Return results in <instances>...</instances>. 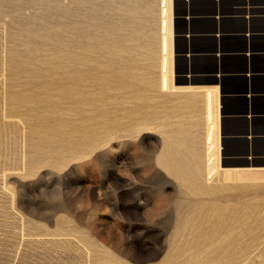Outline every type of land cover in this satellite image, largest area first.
Listing matches in <instances>:
<instances>
[{"label": "rangeland", "instance_id": "rangeland-1", "mask_svg": "<svg viewBox=\"0 0 264 264\" xmlns=\"http://www.w3.org/2000/svg\"><path fill=\"white\" fill-rule=\"evenodd\" d=\"M159 2L0 0V264H230L219 234L264 264L263 170L205 179V108L160 89Z\"/></svg>", "mask_w": 264, "mask_h": 264}, {"label": "crops", "instance_id": "crops-1", "mask_svg": "<svg viewBox=\"0 0 264 264\" xmlns=\"http://www.w3.org/2000/svg\"><path fill=\"white\" fill-rule=\"evenodd\" d=\"M229 1L176 16L173 91L212 102L225 169L264 170V0Z\"/></svg>", "mask_w": 264, "mask_h": 264}, {"label": "bare ground", "instance_id": "bare-ground-1", "mask_svg": "<svg viewBox=\"0 0 264 264\" xmlns=\"http://www.w3.org/2000/svg\"><path fill=\"white\" fill-rule=\"evenodd\" d=\"M159 7H160V23H159V26H160V33H161L160 41H159V54H160V64H159V70H160V82L159 83L160 84L159 85H160V89L163 90V91H167V90H172L173 91V90H176L177 87L175 88L173 86V83H172V65H173V51H172V49H173V39H172V37H173V34H172V30H173L172 0H160ZM74 25L75 26H78V24L76 25V23ZM76 28L77 27H74L73 28L74 31L75 30L76 31L79 30V29H76ZM112 41H113V39H112ZM113 43H115V42H112V44ZM75 46H77V45H73V47H75ZM68 54H69L68 56H70V55L72 56V52H69ZM68 58H69V60H70V58L72 60V58H74V57H68ZM74 63L76 64V66L77 65H79L81 67L84 66L83 65V59L79 58L78 55L76 56V60H75ZM73 66H75V65L73 64L72 67ZM79 66H77V68ZM77 70H74V72H71V74H68V75L69 76H73L74 75V77L80 76V73H79L80 71L78 72ZM204 113H205L204 116H205V123H206L205 124L206 125V132H205V136H204V140H203L204 141V144L203 145H205L204 146L205 147V157H204L205 162H204V172L203 173H205V179L211 180L214 177L215 174H217V173H220L221 174V172H219V170H222L223 175L227 179H231L233 176H236L237 178H241V177L243 178V175H242L243 172L240 171V170H238L239 168H236V169H234L232 171L233 168L232 169H227V168L225 169V168H222L220 166L219 143H218V139H217V135H216V126L217 125L215 123V121H216L215 119L216 118L214 119L213 106H212V102L211 101H208V103H207V105L205 107V112ZM173 140H175V139H173ZM173 146L171 145V146H168L166 148V151H167V153H166L167 157L166 158L169 161L168 163H170L172 165V167L177 171V173H179L180 176H183L184 177V179L186 180V182L188 181V183L190 185H193V183L196 184V181H197L198 178L196 177V173L193 172V169L194 168H192V166L190 167V165H188L187 163H184V161H181V160H183V157H182V159H180V156H179L180 153L178 154V151H176L177 148L176 147H173ZM181 155H182V153H181ZM161 161H160V163H161ZM165 163L167 164V162H165ZM166 164H164V165H166ZM194 165H195V163H194ZM194 165H193V167H194ZM246 176H249L248 179H250L252 181L253 180H256V181L257 180H263L264 181V170L262 172H259V173H256V172L250 173V174H248ZM204 194H205V191H204ZM223 219L226 220L227 218L224 217ZM224 220H223V222H224ZM230 221H234V223H235L237 220H235V219L234 220L229 219L228 222H230ZM224 224H226V221H225ZM235 224L237 225V223H235ZM222 229L224 230V228H222ZM238 229H239L238 226L235 227L234 229H231L230 234L233 233V234H235L234 235L235 237H238L239 236ZM228 231L229 230H227V232H225V234L226 233L228 234ZM216 232L218 233V231H216ZM215 233H214V235L217 234V233L216 234ZM177 235L178 236H181V233L179 231H177ZM189 235H191V234L189 233ZM204 235H206V234H204ZM220 235L221 234H219L218 237H216V241L217 242H214V240H213V242L211 241L212 243L210 245H216L215 247L217 248V244L224 245V243H226V247L223 246L225 249L223 248L224 251L222 253L220 252L221 255H219L218 257L216 256L214 258L212 256V258L209 257V259L210 260L213 259L214 261L220 259L221 261L223 260L224 262H227V263H230L231 262L230 264H232V263L236 264V262L238 264H240L239 263L240 262V259L244 256V254L243 253H241V254L240 253L239 254L237 253L238 255H233L230 250H227V248H231V250H233V251H235L236 249H238L237 248L238 242H231L230 240H228L229 237H227V236H229V235H225L224 236V234H222L223 235V238H221L222 235L221 236ZM209 237H211V236L209 235ZM226 237L228 239L225 240ZM175 238H177V237L175 236ZM217 238H221V239L218 241ZM177 240H178V238H177ZM208 242H210V240H208ZM222 245H220V246H222ZM220 246L218 245V248ZM232 248H234V249H232ZM220 251H222V248H221ZM193 253H194V251H193ZM234 253L236 254V252H234ZM217 254H219V253H217ZM214 261H211V262L213 263Z\"/></svg>", "mask_w": 264, "mask_h": 264}, {"label": "water", "instance_id": "water-1", "mask_svg": "<svg viewBox=\"0 0 264 264\" xmlns=\"http://www.w3.org/2000/svg\"><path fill=\"white\" fill-rule=\"evenodd\" d=\"M174 34H176V31H175V26H174Z\"/></svg>", "mask_w": 264, "mask_h": 264}]
</instances>
